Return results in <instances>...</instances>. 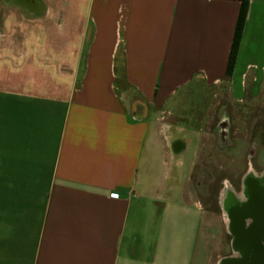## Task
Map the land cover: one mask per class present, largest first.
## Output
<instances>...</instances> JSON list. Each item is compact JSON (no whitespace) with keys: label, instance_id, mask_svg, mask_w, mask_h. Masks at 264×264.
Listing matches in <instances>:
<instances>
[{"label":"crops","instance_id":"obj_1","mask_svg":"<svg viewBox=\"0 0 264 264\" xmlns=\"http://www.w3.org/2000/svg\"><path fill=\"white\" fill-rule=\"evenodd\" d=\"M242 2L72 0L53 59L0 24V264H218L192 175L264 93V0L228 71Z\"/></svg>","mask_w":264,"mask_h":264},{"label":"rangeland","instance_id":"obj_2","mask_svg":"<svg viewBox=\"0 0 264 264\" xmlns=\"http://www.w3.org/2000/svg\"><path fill=\"white\" fill-rule=\"evenodd\" d=\"M48 1L52 5H56L62 0ZM67 1H70V3L66 7L65 15L62 17V23L65 24L69 21L72 5V0ZM0 21L6 22L8 25L16 24L17 32H30V37L36 41L33 43L37 45L31 48L33 54L39 53L42 56L53 59L56 55V50H60L63 47L60 45V41L65 36L60 30L62 26L59 27L54 16L44 20L39 19L24 22L20 21L16 14L8 13L5 10L0 17ZM16 37L18 39V35ZM57 43L58 46H56ZM69 52L74 53V48L70 47ZM230 108L232 110L233 127L237 131L234 134V144L231 147L223 149L218 144L217 138L213 142L210 140V146L207 148L206 155L199 158L196 170L192 175L195 185L194 192L208 211L209 227L210 225L217 226L214 228L217 237L214 245L216 252L223 256L231 252V237L218 205L219 184L222 179H228L229 182L236 186L240 184L241 177L247 167L250 149L253 145L256 148L255 155L252 156L251 160L258 169H264V93L252 102L250 101L244 105L230 104ZM185 134L188 133L186 132ZM195 142L196 140L193 139L186 150L177 154V157L184 159L183 169L185 173L190 168V164L194 159ZM203 165L208 169L206 175L199 173ZM200 180L202 181L201 184L197 185ZM177 195L179 197L178 192Z\"/></svg>","mask_w":264,"mask_h":264},{"label":"flooded vegetation","instance_id":"obj_3","mask_svg":"<svg viewBox=\"0 0 264 264\" xmlns=\"http://www.w3.org/2000/svg\"><path fill=\"white\" fill-rule=\"evenodd\" d=\"M69 3L70 1L67 0H62L56 5H52L48 0H0V17L5 10H7L8 13L16 14L20 21L24 22H31L39 19L44 20L54 16L56 23L61 26L63 22L62 17L65 15V10ZM2 23L3 22L0 21V24ZM230 104L231 103L227 101L221 103V106L216 111L215 124L213 125L216 131L218 144L223 149L231 147L234 144V134L237 132L233 127ZM179 141L183 142V138H176L173 142V146H177V142ZM255 148V145H253L250 149L249 160L246 170L241 177L240 184L236 186L229 182L228 179H222L219 184L218 205L222 211L224 221L227 225V231L231 237V252L223 257L236 256L237 250L235 246V231L231 228L233 220L232 216L229 214L231 196L242 194L245 189H247V180L249 176L255 175L264 177V169H258L251 160L252 156L255 155ZM253 204L256 206L264 205V203L260 202H254ZM253 221H251V223H253ZM222 258H220L219 261Z\"/></svg>","mask_w":264,"mask_h":264},{"label":"water","instance_id":"obj_4","mask_svg":"<svg viewBox=\"0 0 264 264\" xmlns=\"http://www.w3.org/2000/svg\"><path fill=\"white\" fill-rule=\"evenodd\" d=\"M177 143L175 152L186 148L185 142ZM247 181V189L242 194L231 196L229 203L236 256L223 257L218 264H264V205L253 204L264 203V177L251 175Z\"/></svg>","mask_w":264,"mask_h":264},{"label":"trees","instance_id":"obj_5","mask_svg":"<svg viewBox=\"0 0 264 264\" xmlns=\"http://www.w3.org/2000/svg\"><path fill=\"white\" fill-rule=\"evenodd\" d=\"M248 13H249V0H243L235 35H234L232 52L229 60V69H228L229 73L232 72L235 65V61L241 45V40L243 36V31L245 29Z\"/></svg>","mask_w":264,"mask_h":264}]
</instances>
